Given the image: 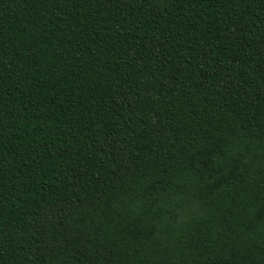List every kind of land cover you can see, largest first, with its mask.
Masks as SVG:
<instances>
[{
	"label": "trees",
	"instance_id": "trees-1",
	"mask_svg": "<svg viewBox=\"0 0 264 264\" xmlns=\"http://www.w3.org/2000/svg\"><path fill=\"white\" fill-rule=\"evenodd\" d=\"M0 264H264V0H0Z\"/></svg>",
	"mask_w": 264,
	"mask_h": 264
}]
</instances>
